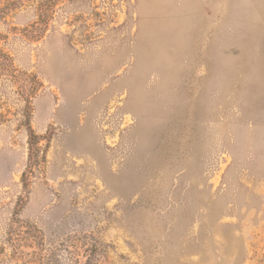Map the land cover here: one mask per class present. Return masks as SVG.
Wrapping results in <instances>:
<instances>
[{"label":"rangeland","instance_id":"rangeland-1","mask_svg":"<svg viewBox=\"0 0 264 264\" xmlns=\"http://www.w3.org/2000/svg\"><path fill=\"white\" fill-rule=\"evenodd\" d=\"M0 264H264V0H0Z\"/></svg>","mask_w":264,"mask_h":264}]
</instances>
